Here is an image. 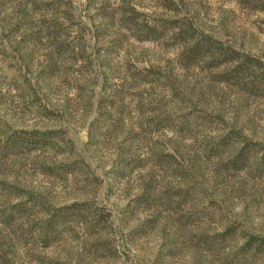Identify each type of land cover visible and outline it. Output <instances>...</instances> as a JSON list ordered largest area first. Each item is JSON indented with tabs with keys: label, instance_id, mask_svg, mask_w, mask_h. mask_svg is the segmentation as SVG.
<instances>
[{
	"label": "rangeland",
	"instance_id": "374dc122",
	"mask_svg": "<svg viewBox=\"0 0 264 264\" xmlns=\"http://www.w3.org/2000/svg\"><path fill=\"white\" fill-rule=\"evenodd\" d=\"M171 1L0 0V180L36 196L0 191V264H264L242 249L264 239V96L186 65L163 22L264 62V12ZM131 9L144 29L126 24ZM31 130L62 137L2 153ZM245 144L260 151L237 169ZM80 202L110 212L109 228L69 223L46 240L50 208Z\"/></svg>",
	"mask_w": 264,
	"mask_h": 264
},
{
	"label": "trees",
	"instance_id": "16d2710c",
	"mask_svg": "<svg viewBox=\"0 0 264 264\" xmlns=\"http://www.w3.org/2000/svg\"><path fill=\"white\" fill-rule=\"evenodd\" d=\"M239 2L244 7L264 12V0H239ZM166 3L169 6L168 8L173 4L171 0H166ZM137 13L139 12L131 9L129 13L131 17L127 19L126 24L131 22L130 24L138 25L141 29H144L141 25L143 22L138 23L139 14ZM163 22L166 28L174 30L176 42L184 45L180 59L186 65L205 62L208 65H212L215 69L223 67L224 69L217 75L220 81L233 84L253 96H264V62L261 58L239 50L208 34L200 33L191 24L184 23L181 19H164ZM148 28L149 30L147 29L146 31L148 39L158 38L156 37L157 34H163L158 31V28L150 26ZM60 133L53 130L12 132L5 138L2 153L9 156L19 152L21 149L33 151L36 148H43L49 144L54 145L55 140L62 137ZM257 150L260 151L255 146L249 148V145L245 144L240 148L237 156L231 159L230 163L235 168L240 169L248 160L249 151L255 152ZM262 157L264 159V151ZM51 173L54 174L55 171H51ZM0 191L15 194V196L28 194L27 198H29V201L36 199L35 195L23 190H17L13 185L2 180H0ZM109 222L110 212L104 208L88 202L73 203L58 208H50L49 218L43 224V235L48 241L49 239L60 238L67 232V225L69 223L84 224L88 230L95 233L108 229L110 226ZM233 232H235L234 229H229L221 236L222 238H226ZM105 245L106 243L100 242L95 247L99 248L101 246L103 248ZM242 249L245 252L254 250L255 254L258 255L264 254V239L251 236Z\"/></svg>",
	"mask_w": 264,
	"mask_h": 264
}]
</instances>
